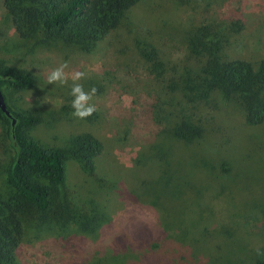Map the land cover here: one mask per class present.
Listing matches in <instances>:
<instances>
[{"label": "rangeland", "instance_id": "374dc122", "mask_svg": "<svg viewBox=\"0 0 264 264\" xmlns=\"http://www.w3.org/2000/svg\"><path fill=\"white\" fill-rule=\"evenodd\" d=\"M206 20L228 25L222 40L226 56L255 64L264 59V0H140L90 51L16 43L0 0V59L35 77L29 89L2 84L12 109L41 114L28 134L45 147H64L80 131L104 144L93 175L67 157L65 179L48 208L32 206L24 212V233L11 264H106L107 259L118 264H251L263 254L264 176H243L233 189L223 187L220 157H211L204 169L175 156L164 129L169 113H178V101L147 71L141 56L153 43L162 60L183 65V27ZM63 61L69 63L66 72L86 73L79 81L85 91L97 90L91 101L96 111L86 119L56 112L73 99L71 80L47 83L48 73ZM216 105L205 108L204 116L229 120L233 144H246L247 133L264 132V123L246 126L234 106ZM3 128L0 119V132ZM262 140L248 153L258 160H264V135ZM9 156L6 143L0 148L2 198L14 193L2 167ZM170 222L176 228L166 225Z\"/></svg>", "mask_w": 264, "mask_h": 264}, {"label": "trees", "instance_id": "16d2710c", "mask_svg": "<svg viewBox=\"0 0 264 264\" xmlns=\"http://www.w3.org/2000/svg\"><path fill=\"white\" fill-rule=\"evenodd\" d=\"M139 1L2 0V3L14 28L16 43L31 49L64 44L90 51L120 26L127 12ZM183 28V65H169L162 60L153 43L146 44L148 49L141 51L147 71L163 81L167 95L176 99L180 107L177 114L168 115L170 120L164 129L170 141L168 146H174L172 153L181 156L190 167L201 165L206 169L211 165V157H220L223 187L226 185L233 189L243 176H252L253 179L264 176V160L248 154L254 149V142L262 140L264 132L247 133L246 144L237 146L229 134L233 126L229 120L214 115L206 120L204 116L205 108L214 107L221 101L239 110L246 126H261L264 123V59L255 64L248 59L231 58L222 53V40L229 32L225 22L206 20L200 25ZM34 83L35 77L30 71L9 66L0 59V90L11 114L8 117L0 110L4 125L0 132V148L7 143L10 150V156L2 167L5 181L14 192L8 198L0 197V264H11L15 260L16 249L24 233V212L32 206L46 210L52 197L56 196L57 188L65 179L67 157L77 160L86 173L93 175L96 168L94 160L104 148L103 142L87 131L72 134L64 147H45L31 137L28 130L42 120L41 114L12 109L2 84L24 90L32 88ZM56 112L72 115L71 103L60 105ZM12 118L15 119L13 126ZM212 123L218 127L210 128ZM255 135L259 139L250 142L249 139L256 138ZM200 189L202 191V187ZM187 208L189 210L190 207ZM166 225L175 227L177 223ZM112 262L107 259L106 264H118L116 260ZM251 264H264V252L254 257Z\"/></svg>", "mask_w": 264, "mask_h": 264}, {"label": "clouds", "instance_id": "9594fccd", "mask_svg": "<svg viewBox=\"0 0 264 264\" xmlns=\"http://www.w3.org/2000/svg\"><path fill=\"white\" fill-rule=\"evenodd\" d=\"M68 68L69 63L67 61L60 63L48 73L47 83L65 85L71 80L72 85L69 95L73 97L71 101L72 114L79 119H86L96 111V106L91 101L97 90L92 87L85 91L84 85L79 83V81L86 78V73L79 70L66 72L65 70Z\"/></svg>", "mask_w": 264, "mask_h": 264}, {"label": "water", "instance_id": "95a60500", "mask_svg": "<svg viewBox=\"0 0 264 264\" xmlns=\"http://www.w3.org/2000/svg\"><path fill=\"white\" fill-rule=\"evenodd\" d=\"M0 110L3 113H5L6 116L11 117V114H10L9 110L7 109V106H6V103L4 101V97L2 95L1 90H0ZM14 123H15V119L12 118V122H11L12 126L14 125Z\"/></svg>", "mask_w": 264, "mask_h": 264}]
</instances>
